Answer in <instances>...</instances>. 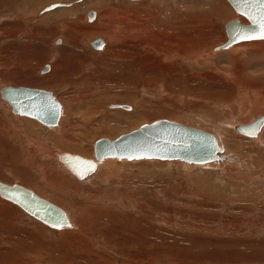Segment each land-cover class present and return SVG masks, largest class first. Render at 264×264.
Listing matches in <instances>:
<instances>
[{
  "label": "rangeland",
  "instance_id": "obj_1",
  "mask_svg": "<svg viewBox=\"0 0 264 264\" xmlns=\"http://www.w3.org/2000/svg\"><path fill=\"white\" fill-rule=\"evenodd\" d=\"M60 1L49 11L84 0ZM102 1V8L77 11L82 20L61 15L51 27L40 25L39 13L0 6V88L67 95L54 128L10 114L0 99V182L77 217L75 229H53L0 198V264H264V139L257 144L218 128L264 113V41L215 50L226 41L224 24L241 17L226 0ZM90 10L107 11L104 25L100 16L84 22ZM104 29L108 36L99 34ZM99 36L106 44L96 51L90 42ZM59 63L62 88L48 78ZM135 110L143 117L117 113ZM162 119L219 131L235 160L120 162L116 177L100 182L104 188L78 183L57 161L62 153L91 158L98 139Z\"/></svg>",
  "mask_w": 264,
  "mask_h": 264
},
{
  "label": "water",
  "instance_id": "obj_2",
  "mask_svg": "<svg viewBox=\"0 0 264 264\" xmlns=\"http://www.w3.org/2000/svg\"><path fill=\"white\" fill-rule=\"evenodd\" d=\"M227 1L235 12L240 14L238 11L240 0ZM245 19L248 21L247 24L232 20L225 25L228 38L225 43L218 47L219 49H227L242 41L261 39L257 26L246 17ZM237 29H245L246 34L255 38L240 39ZM90 45L93 49H100L102 40L96 38L90 42ZM0 96L10 105L14 114L34 118L46 126L57 124L61 106L51 91L6 86L0 90ZM263 124L264 115L247 125L235 126V130L239 134L255 137ZM93 150L98 162L108 158H116L118 160H178L188 164L204 165L223 160L220 155L222 149L210 133L165 119L144 124L114 140L98 139L93 145ZM60 160L78 178L86 177L93 173L96 168L94 161L83 159L77 155L61 154ZM0 196L16 203L24 211L46 225L54 228L69 225V220L64 211L20 185H7L0 182Z\"/></svg>",
  "mask_w": 264,
  "mask_h": 264
},
{
  "label": "bare ground",
  "instance_id": "obj_3",
  "mask_svg": "<svg viewBox=\"0 0 264 264\" xmlns=\"http://www.w3.org/2000/svg\"><path fill=\"white\" fill-rule=\"evenodd\" d=\"M59 0H0V6L2 5V6H4V7H6V11L7 12H14V11H19L20 13L22 12V14L23 13H27V12H29V13H31V14H36V13H39L40 14V16H41V19L38 21L39 23H40V25H44V26H48V24H49V26H50V24L52 23L53 24V22L54 21H56L57 20V18L59 17V16H61V15H63L64 17H70V19L74 22V20H79V19H81L82 17H83V15H84V11L78 16V13H77V11H79V10H87V9H90V8H96L97 7V9H98V7H100V8H102L103 6H102V4L104 3L105 4V2L104 1H99V0H84L83 2H81V3H79V4H77V5H73L72 7H70V8H63V9H60V10H58V11H56L55 12V10H54V12H52V11H49V10H51V8H52V4L53 3H56V2H58ZM62 1V0H61ZM60 1V2H61ZM67 1V0H66ZM128 1H132V2H134V1H139V0H128ZM226 2L228 3V1L226 0ZM29 3L31 4V5H35V8H37V10L36 11H33L34 9H32V7H31V9H30V6H29ZM228 5L230 6V4L228 3ZM28 6V7H27ZM27 7V8H26ZM49 7V9H46V8H48ZM231 7V6H230ZM28 8L30 9V11L28 10ZM42 9L43 10H46L45 11V13H44V11H43V14L41 15V13H42ZM231 9H232V11H234V13L236 14V15H238V16H241V17H243L242 15H240V14H238V13H236L235 12V10L231 7ZM27 11V12H26ZM231 11V12H232ZM41 12V13H40ZM47 12V13H46ZM91 13V14H90ZM96 11H93V10H90V11H88V12H86L85 13V21L84 22H86V23H91L95 18H96V16L99 18V16H100V18H101V21H102V25H104V21H105V16L107 15L106 13H107V11L105 10L103 13L102 12H100L99 13V16H98V14L96 15ZM202 13V12H201ZM233 13V14H234ZM59 14V15H58ZM195 14V13H194ZM190 15H192V14H190ZM39 16V17H40ZM110 16V15H109ZM177 16V15H176ZM203 16V15H202ZM187 17H191V16H187ZM241 17H239L240 19H241ZM97 18V19H98ZM181 18V17H180ZM203 18V17H202ZM239 18H237V19H239ZM244 19H245V17H243ZM192 19V18H191ZM198 19V18H197ZM204 19V18H203ZM236 19V20H237ZM239 19V20H240ZM82 20V19H81ZM100 20V19H99ZM235 20V19H234ZM238 20V21H239ZM246 20V19H245ZM192 21L193 22H195L194 21V19H192ZM191 21V22H192ZM229 21H232V20H228L225 24H224V31H225V25L229 22ZM192 22V23H193ZM240 22V21H239ZM180 23V22H179ZM196 23V22H195ZM194 23V24H195ZM240 23H242V21L240 22ZM248 23V21L246 20V24ZM73 24V23H72ZM175 24V23H174ZM245 24V23H244ZM192 25V24H191ZM198 25V24H197ZM175 26L176 25H173V28L175 29ZM195 26V25H194ZM51 27V26H50ZM63 28H64V30L67 28V27H65V26H63ZM179 28L181 29V25L179 26ZM186 28V27H185ZM32 30H34V29H32ZM37 30V29H36ZM47 30V29H46ZM52 30V29H51ZM188 30V29H187ZM87 31V30H86ZM104 31H105V29L104 30H102V32H100L99 34L101 35V36H103V37H105V36H108L109 35V33H107V31H105L106 33H104ZM108 32H111V30L110 31H108ZM225 35H226V41H227V34H226V31H225ZM100 37V36H99ZM65 39V38H64ZM66 39H68L67 37H66ZM100 39L102 40V45H101V48L100 49H94V50H96V51H100V50H102V48L104 47V45L106 44V41L104 40V39H102L101 37H100ZM110 40H112V39H110ZM118 40H119V38H118ZM123 40V39H122ZM67 42H69V41H71V40H66ZM74 41V40H73ZM148 41V40H147ZM225 41V42H226ZM254 42V43H256L257 41H264V39H256V40H250V41H242V42H239V43H244V42ZM256 41V42H255ZM58 44H59V42H62V39H58L57 41H56ZM115 43H116V40L114 41ZM119 41H117V43H118ZM224 42V43H225ZM239 43H236V44H233V45H231L230 47H228L227 49H229V48H231L232 46H235V45H237V44H239ZM71 44H73V43H71ZM70 44V45H71ZM120 44V43H119ZM118 44V45H119ZM252 44V43H251ZM257 44V43H256ZM70 45H69V48H70ZM248 45V44H247ZM261 45V44H260ZM76 46V45H75ZM91 46V45H90ZM192 47V46H191ZM219 47V46H218ZM218 47H216L215 48V50L216 51H223V50H227V49H219ZM77 48V47H76ZM119 48V47H118ZM117 48V49H118ZM253 48H254V46H253ZM93 49V48H92ZM233 49V48H232ZM261 49V48H260ZM115 50V49H114ZM113 51V50H112ZM112 51H111V53H112ZM117 51V50H116ZM214 51V50H213ZM58 53H63V50L61 49ZM260 53H264V48H262L261 49V51H260ZM115 54V53H114ZM121 54V53H120ZM62 55V54H61ZM116 55V54H115ZM130 55V54H129ZM62 56H64V55H62ZM61 56V58H63ZM67 57V56H66ZM70 58V57H69ZM147 58V57H146ZM66 59V58H65ZM152 60H154V59H152ZM138 61V60H137ZM48 67V68H47ZM51 69V67H50V65H46L45 67H43V69H41V71L43 70L44 72H41V71H39V75L40 74H43V73H45V72H47L48 70H50ZM65 72H64V69H63V67H62V65L59 63V66H55L54 67V70H53V73H52V75L50 76L49 75V77L48 78H50V79H56L57 81L55 82V80H54V82H55V84L53 85V87H60V88H62V85H63V81H64V77H66L65 75ZM262 76V75H261ZM53 80H51L50 82L51 83H54V82H52ZM56 85V86H55ZM7 86H11V85H7ZM49 86H51V85H49ZM64 86V85H63ZM4 87H6V86H4ZM12 87H14V86H12ZM3 88V87H2ZM2 88H0V90L2 89ZM29 88V87H28ZM42 90H46V89H42ZM47 91H50V90H47ZM52 92V91H51ZM52 94H53V96L56 98V100L59 102V104H60V106H61V111H60V116H59V119H58V121H57V124L55 125V126H46V125H43L42 123H40L39 121H37L36 119H34V118H31V117H27V118H31V119H34L35 121H37L38 123H40L41 125H43V126H46V127H50V128H54V127H59L60 125H61V121H62V117H63V101L64 100H67V95L66 96H63L62 97V100H59L58 99V97L52 92ZM65 95V94H64ZM260 96V95H259ZM0 99L1 100H3L2 98H1V96H0ZM3 102L6 104V106H7V108L10 110V114L12 113V114H14L12 111H11V107H10V105L6 102V101H4L3 100ZM258 103V102H257ZM114 104V103H113ZM6 108V109H7ZM113 108V107H112ZM247 108V107H246ZM255 110H257L256 112H258L260 109L258 108V107H256V105H255ZM7 109V110H8ZM120 109H122V108H120ZM139 109V108H138ZM8 110V111H9ZM130 111H132V110H129V112ZM142 111L141 110H135L134 111V113H132V114H128V113H121V112H117L118 114H120L122 117H126V118H132V117H136V118H141V117H143L142 115H143V113H141ZM248 112V111H247ZM253 112V111H252ZM252 112H251V114H252ZM260 112V111H259ZM96 114V113H95ZM94 114V115H95ZM98 115H99V113H97ZM114 114V113H113ZM15 116H19V117H26V116H23V115H17V114H14ZM116 114H114V115H112V117L113 118H115L116 116H115ZM253 115V114H252ZM264 115V113L263 114H261L259 117H257V118H260L261 116H263ZM244 116V115H243ZM104 117V116H103ZM118 118V117H117ZM252 117L250 116H248V117H246V118H240L241 120H239V121H234L233 119L232 120H225L224 122H222L220 125H218V128H219V131H221L222 132V134L221 135H230L231 137L233 136H236V137H242V138H246V139H249V140H252V141H254L255 143H259V142H261L262 140L261 139H264V124L261 126V128H260V130H259V132H258V134L255 136V137H249V136H245V135H242V134H239L236 130H235V126H237V125H247V124H249V123H251L252 121H254V120H256L257 118H255V119H251ZM249 119V120H248ZM103 123V122H102ZM141 125V124H140ZM103 126V125H102ZM101 126V127H102ZM109 126V128H106L105 130H106V132L108 133V134H110V136H115L116 134V132H117V129H116V126H114V125H108ZM185 126V125H184ZM14 127V126H13ZM106 127V126H105ZM140 127V126H139ZM139 127H135L136 129H138ZM186 127H188V126H186ZM104 127H102V130L101 129H99L97 132H103V131H105L104 129H103ZM191 128H196V127H191ZM220 128H221V130H220ZM15 129V128H14ZM136 129H134V130H136ZM196 129H200V130H202V131H204V132H206V130H204V129H202V128H196ZM24 130V129H23ZM133 130V131H134ZM219 131H217V130H212L211 132H208V133H210L214 138H215V140H216V142H217V145L222 149V153L220 154L222 157H223V160L222 161H217V162H212V163H208V164H204V165H195V164H188V163H185V162H182V161H178V160H170V162H180V163H182V164H186V165H189V166H191V167H194V166H205V165H207V166H213V165H217V164H220L219 166H222V165H225V162L227 163V162H230L229 161V157L226 155V153H228L229 152V149L230 148H232V147H227V145L226 144H224L223 143V139H222V136L219 134ZM26 132V130H24V133ZM92 132H95V130H93ZM97 132H95V133H97ZM26 134V133H25ZM94 134V133H93ZM127 134V133H126ZM16 135V134H15ZM96 135V134H95ZM98 135V134H97ZM27 138H29V137H27ZM225 138V137H224ZM101 139V138H100ZM106 139H108V138H106ZM116 139V138H115ZM237 139V138H236ZM109 140H114V138L112 137V138H110ZM36 141V140H35ZM30 143H31V141H30ZM33 143V142H32ZM95 143V142H94ZM94 143H93V145H94ZM29 146V145H28ZM41 146V145H40ZM93 147V146H92ZM44 150V149H43ZM231 150V149H230ZM45 154H46V152H44ZM62 154H65V153H62ZM67 154H69V153H67ZM60 155L61 154H58V155H56V157H57V161H58V163H60L62 166H63V168L70 174V175H72L74 178H75V180L78 182V183H84V182H86V181H88V183L87 184H89V185H92V186H94V184H95V186H96V184L98 185V184H100V186H105V185H102L101 183H105V182H108V181H110L111 179H113V178H115L116 177V175H117V168H116V165H118V163H120V162H132V161H140V160H148V161H160V160H150V159H139V160H125V159H122V160H118V159H116V158H108V159H104L102 162H98L96 159H95V156H94V150H93V154H92V157L91 158H84V157H81V156H79V157H81V158H83V159H89V160H92V161H94L95 163H96V168H95V170H94V172L93 173H91V174H89V175H87L86 177H84L83 179H81V178H78L76 175H74L67 167H66V165L60 160ZM71 155H74V154H71ZM78 156V155H77ZM233 159V158H232ZM232 159H230V160H232ZM233 160H235V159H233ZM232 160V161H233ZM238 160V159H237ZM117 161V162H116ZM222 163V164H221ZM39 165V164H38ZM40 166V165H39ZM48 174V173H47ZM47 176V175H46ZM99 180V181H98ZM93 182V183H92ZM101 182V183H100ZM35 183V182H34ZM92 183V184H91ZM8 185V184H7ZM18 185V184H17ZM21 186V185H20ZM23 187V186H22ZM25 188V187H24ZM42 188V187H41ZM104 188V187H103ZM27 189V188H26ZM37 189V188H36ZM28 190H30V189H28ZM32 191V190H31ZM33 193H35L36 195H38L39 197H41L39 194H37L36 192H34V191H32ZM41 192V191H40ZM0 198H2L3 200H5V201H7V202H9V203H11V204H14L15 206H17L18 208H20L25 214H27L28 216H30L31 218H33L34 220H36V221H38V222H40V223H42L41 221H39V220H37L36 218H34L33 216H31L29 213H27L26 211H24L21 207H19L16 203H13L12 201H9V200H7V199H4L3 197H1L0 196ZM41 198H43V199H45V200H47L46 198H44V197H41ZM48 201V200H47ZM50 203H52V204H54V202L53 201H49ZM55 206H57V207H59L57 204H54ZM63 206V205H62ZM66 207V206H65ZM62 211H64V213H65V215L67 216V218H68V220H69V225H70V227H69V225H67V226H65V227H61V228H54V227H51V226H49V225H46V224H44V223H42L43 225H45V226H47V227H50V228H53V229H64L65 228V230L67 229V230H73V229H75L76 227H77V224H76V218H74V216L72 217V214L70 215L67 211H65L64 209H62V207H59ZM69 210V209H68ZM70 211V210H69ZM79 211H80V209H79ZM67 212V213H66ZM72 212H74V211H72ZM82 213V212H81ZM79 223H81V225H82V219L81 220H79ZM78 229V228H77ZM77 231V230H76ZM95 232V231H94ZM74 233V232H73ZM96 234H97V232H95ZM75 234H78V232H76ZM107 237V236H106ZM91 243V242H90ZM112 246V245H111ZM135 258V257H134ZM139 262V261H138Z\"/></svg>",
  "mask_w": 264,
  "mask_h": 264
},
{
  "label": "snow or ice",
  "instance_id": "obj_4",
  "mask_svg": "<svg viewBox=\"0 0 264 264\" xmlns=\"http://www.w3.org/2000/svg\"><path fill=\"white\" fill-rule=\"evenodd\" d=\"M238 11L257 26L259 38L264 39V0H240ZM237 33L240 39L248 40L255 38L252 35L246 34L245 29H237ZM80 178L83 179V176Z\"/></svg>",
  "mask_w": 264,
  "mask_h": 264
}]
</instances>
